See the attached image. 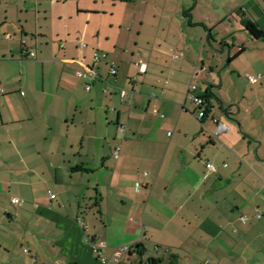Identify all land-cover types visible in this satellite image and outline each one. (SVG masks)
Listing matches in <instances>:
<instances>
[{"label":"crops","instance_id":"obj_1","mask_svg":"<svg viewBox=\"0 0 264 264\" xmlns=\"http://www.w3.org/2000/svg\"><path fill=\"white\" fill-rule=\"evenodd\" d=\"M244 20L264 30V0H0V264H105L91 238L108 264L135 244L116 264H264V38Z\"/></svg>","mask_w":264,"mask_h":264},{"label":"built area","instance_id":"obj_2","mask_svg":"<svg viewBox=\"0 0 264 264\" xmlns=\"http://www.w3.org/2000/svg\"><path fill=\"white\" fill-rule=\"evenodd\" d=\"M79 46L80 48L83 46V43L80 42L79 43ZM30 58H33L35 56V54L33 52H31L29 54ZM105 54L102 53V54H99V53H94V60L97 61L99 60L101 57H104ZM177 55L176 54H173V58H176ZM139 66V70L141 72L144 71V68H145V65L144 64H138ZM111 73H114L115 72V69L114 68H111ZM94 74V71H91L89 74H86V73H83V72H76V75L79 77V78H85L87 75H92L93 76ZM245 76L247 77L248 81L250 83H253L257 80L258 76H249L247 74H245ZM86 89L89 88V85H86L85 86ZM195 89V85H190V93L192 92V90ZM3 92V89L0 87V93ZM124 91L121 92V94L123 95ZM190 101L191 103L195 106L196 108V112H195V116L198 120H202L208 113L206 112V106H205V101L204 99L201 97V96H197V95H194V94H190ZM155 111V110H154ZM213 122L215 124V127H214V130L212 131L211 133V136L212 137H215L217 136L218 134L222 133V132H225L228 130V126L219 121L218 119L216 118H213ZM116 152H117V149L114 150V155H116ZM205 167L207 168V170L209 171H214V166L212 163L210 162H206L205 163ZM143 185V184H142ZM135 186L138 187L140 186L139 183H135ZM49 196L50 198H54V194L52 193H49ZM18 199L17 198H12V202L13 203H18ZM256 217H260V214H257ZM240 221L241 222H244L245 221V218L244 216H240L239 217ZM91 240V247H92V251L93 253L99 258L101 259L102 263H105V264H108V261L105 260V258L102 256V249L105 247V244L101 241H98V240H93L92 238L90 239ZM129 250V247L126 246V245H119V246H116L112 255H111V258H110V262L113 263V264H116L118 263L122 258L123 256L125 255L126 252H128Z\"/></svg>","mask_w":264,"mask_h":264},{"label":"trees","instance_id":"obj_3","mask_svg":"<svg viewBox=\"0 0 264 264\" xmlns=\"http://www.w3.org/2000/svg\"><path fill=\"white\" fill-rule=\"evenodd\" d=\"M243 23H244V27L251 34V36H253L255 38H264V30L259 28L252 21L244 20ZM202 98L205 101L206 112L208 113L210 111V109H211V105H210V103L208 101L209 95H205ZM138 248H139V245L135 244L134 246L129 247L128 253L130 254L131 252H137L138 255H141L142 252ZM146 263L147 264H158L154 259H148L146 261Z\"/></svg>","mask_w":264,"mask_h":264},{"label":"rangeland","instance_id":"obj_4","mask_svg":"<svg viewBox=\"0 0 264 264\" xmlns=\"http://www.w3.org/2000/svg\"><path fill=\"white\" fill-rule=\"evenodd\" d=\"M146 11H148V10H146ZM149 11H150L149 13L152 12L151 10H149ZM152 13H153V12H152ZM150 15H151V14H150ZM198 30H199V29H198ZM173 52H174V51H173ZM173 52H172V53H173ZM174 53H175V54H178L177 52H174ZM174 53H173V54H174Z\"/></svg>","mask_w":264,"mask_h":264}]
</instances>
